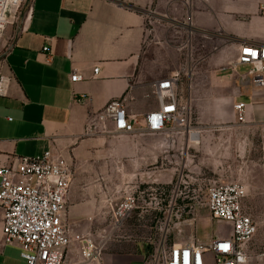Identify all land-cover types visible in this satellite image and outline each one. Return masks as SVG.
I'll return each instance as SVG.
<instances>
[{"label": "crops", "instance_id": "obj_1", "mask_svg": "<svg viewBox=\"0 0 264 264\" xmlns=\"http://www.w3.org/2000/svg\"><path fill=\"white\" fill-rule=\"evenodd\" d=\"M24 6L20 31L0 61V168L50 152L73 173L62 216L69 239L105 240L100 260L90 264H152L151 248L136 240L127 221L113 229L111 209L124 196L121 171L138 175L153 164L158 156L147 149H157L160 136H85V125L108 102L122 100L129 122L143 130L144 116L159 108L155 84L177 77L188 141L201 139L189 130L195 109L208 116L199 126H227L236 122L233 105L242 102L245 124L264 126V88L254 85V67L237 64L241 48L264 46V0H29ZM73 75L82 80L71 82ZM105 144L109 149H101ZM213 181L225 183L205 177L199 183ZM247 204L245 198L243 212L257 222ZM142 210L134 222H158V213ZM2 225L0 206V264H26L16 244H3ZM146 237L152 244L154 237ZM262 245L254 238L244 247L249 264H260ZM64 264H82L73 240Z\"/></svg>", "mask_w": 264, "mask_h": 264}, {"label": "built area", "instance_id": "obj_2", "mask_svg": "<svg viewBox=\"0 0 264 264\" xmlns=\"http://www.w3.org/2000/svg\"><path fill=\"white\" fill-rule=\"evenodd\" d=\"M29 0H0V31L7 17ZM48 51L47 47L42 49ZM238 65L252 66L256 75L254 85L264 88V46L241 48ZM98 69H95L94 74ZM71 82L82 80L71 76ZM2 78H0V87ZM178 78H167L155 84V96L159 108L144 116L143 130L137 131L127 119L122 100H112L91 116L85 125V136L94 134L112 135H157L164 137L187 128V110L176 101ZM236 121L245 124L246 106L239 102L233 105ZM73 173L62 160L50 152L39 157H21L16 167L0 168V206L3 210L2 240L5 245L16 244L19 257L26 264H64L65 250L73 240L79 245L82 264L100 260L104 239L93 241L76 236L69 239L62 216ZM199 188V187H198ZM204 189L203 199L197 205L204 208L211 218L228 227L226 235H217L208 243L191 240L186 244L164 246L170 216L159 219L156 233L161 240L157 252L160 261L152 264H249L244 247L257 232L258 225L243 212L246 189L239 182H211ZM198 191H202L199 188ZM195 193V192H194ZM164 201V200H162ZM137 203V197L127 192L113 207V229L121 227ZM156 203V206H159ZM169 211L176 199L169 201ZM264 226V224H263ZM210 258V259H209ZM264 264V250L257 255Z\"/></svg>", "mask_w": 264, "mask_h": 264}, {"label": "rangeland", "instance_id": "obj_3", "mask_svg": "<svg viewBox=\"0 0 264 264\" xmlns=\"http://www.w3.org/2000/svg\"><path fill=\"white\" fill-rule=\"evenodd\" d=\"M25 11L26 6L22 4L7 17L6 24L0 31V61L19 33ZM206 117L208 116L195 109L189 118L191 120L189 130L195 131L191 134L199 132L200 141H188L185 129L168 136H160L157 149L155 147L147 149L154 157L158 156V159H152L153 164L148 161L145 169L138 175L121 171L120 177L124 178L123 194L129 192L137 197V203L125 222L132 227L131 234L136 240L144 242L151 248L149 255L152 263L160 261V255L156 251L161 242L156 233L157 221L146 222V219L142 218L134 222L136 218L134 213L141 211L140 207L144 213L150 211L158 213V219H166L171 215V222L163 241L164 246L186 244L191 240L208 243L213 237L228 233L229 229L224 223L214 220L204 208L197 205L199 199L190 201L196 193L200 200L203 199L204 189L199 183L203 177L225 183L243 184L247 192L246 203L251 207L257 220L255 241L261 240L263 243L264 126L239 124L237 121L227 126H199L200 123H204L201 119H207ZM106 136L111 139L113 135ZM203 140L208 142L205 143ZM101 146V149H109L107 144ZM132 147L133 150H139L135 142L132 143ZM198 187L202 188V191L199 192ZM171 198L176 199L172 214L168 206ZM159 202L160 205L156 206ZM219 226L222 227L217 234ZM149 227L151 228L149 233L154 237L152 244L145 241ZM263 247L264 245L261 246Z\"/></svg>", "mask_w": 264, "mask_h": 264}]
</instances>
